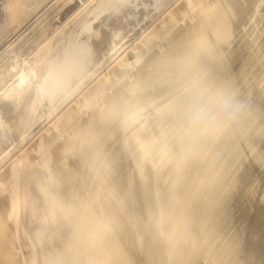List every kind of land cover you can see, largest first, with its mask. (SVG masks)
Masks as SVG:
<instances>
[{
	"label": "bare ground",
	"instance_id": "6f19581e",
	"mask_svg": "<svg viewBox=\"0 0 264 264\" xmlns=\"http://www.w3.org/2000/svg\"><path fill=\"white\" fill-rule=\"evenodd\" d=\"M263 82L264 0H0V264H264Z\"/></svg>",
	"mask_w": 264,
	"mask_h": 264
},
{
	"label": "rangeland",
	"instance_id": "374dc122",
	"mask_svg": "<svg viewBox=\"0 0 264 264\" xmlns=\"http://www.w3.org/2000/svg\"><path fill=\"white\" fill-rule=\"evenodd\" d=\"M14 1H20V0H14ZM5 40H6V39L4 38V39H2L1 42H5ZM263 85H264V82L258 86L259 90H260V89L264 90V86H263ZM263 93H264V91H263ZM263 98H264V94H262L260 101H263ZM263 103H264V101L262 102V104H263ZM263 105H264V104H263ZM262 137L264 138V134H263ZM10 147H11V146H10ZM11 148H12V147H11ZM11 148H10V149H11ZM12 151H13V150H12ZM12 151H11V152H12ZM15 152H16V151L14 150V152L10 153V157H11L12 155H14ZM10 157H9V159H10ZM9 159H6V161H4L1 165H2V166L5 165V163H7V161H8ZM2 166H1V167H2Z\"/></svg>",
	"mask_w": 264,
	"mask_h": 264
}]
</instances>
